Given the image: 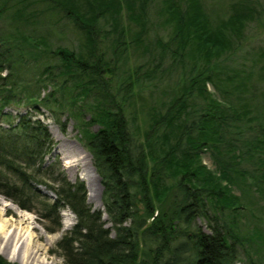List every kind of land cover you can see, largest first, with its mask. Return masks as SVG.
<instances>
[{
  "label": "trees",
  "instance_id": "1",
  "mask_svg": "<svg viewBox=\"0 0 264 264\" xmlns=\"http://www.w3.org/2000/svg\"><path fill=\"white\" fill-rule=\"evenodd\" d=\"M156 2L168 28L166 39L155 38L161 55L151 57L153 69L119 76L125 51L147 49ZM261 15L250 0L230 3L226 16L210 15L202 0H0V192L40 214L48 230L60 228L61 208L75 213L56 243L65 264H264L262 225L244 215L248 201L264 200V104L251 99V74L219 66ZM62 21L80 35L73 48L47 36ZM100 30L111 54L97 50ZM166 54L168 69L181 71L171 94L148 104L141 85L160 78L156 63ZM11 106L26 111L14 116L5 111ZM42 108L62 131V113L76 120L103 209L93 208L85 182L72 181L58 155L51 158L52 133L33 114ZM0 264L13 263L0 256Z\"/></svg>",
  "mask_w": 264,
  "mask_h": 264
},
{
  "label": "rangeland",
  "instance_id": "2",
  "mask_svg": "<svg viewBox=\"0 0 264 264\" xmlns=\"http://www.w3.org/2000/svg\"><path fill=\"white\" fill-rule=\"evenodd\" d=\"M205 7L207 8L210 15L226 16L229 12L230 3L241 0H202ZM251 3L257 6L262 15L259 19L249 21L247 29L245 31V37L242 40L241 45L225 54L219 59V66L226 72L240 70L242 73L251 74L249 84L253 86L251 99L257 101L259 105L264 104V0H250ZM160 3V2H159ZM159 3H154L149 9L150 13V25L149 34L146 36L147 49L144 50L142 47L128 49L123 53L120 61L121 69H119V76H128L138 70L142 73L146 69H153L154 61L151 59L152 56L157 54L161 55L155 44L156 36L163 38L168 37L167 27L162 24V19L158 11ZM124 24H133L129 22L127 16L123 17ZM39 33H45L43 27L38 23L35 25ZM101 28L109 27L108 24H101ZM136 26L133 24L132 28ZM137 28V27H136ZM103 30H106L103 28ZM48 38L53 44H61L69 47H75L79 42V34L74 30L71 24L67 21L58 22L55 28H50V32L47 33ZM96 40L98 43V51L107 50L111 54L109 44V34L106 31H98L96 34ZM172 58L168 54L162 57L156 64L159 68H163V71H158L157 76L159 79L155 82L150 83L149 81L144 82L141 85L142 95L145 97V101L148 104L155 103L158 98L166 99L171 94L172 80L178 76V72L181 68L176 66L170 68ZM156 62V61H155ZM118 65V63H116ZM119 67V66H118ZM158 68V70H159ZM156 75L154 76L155 78ZM144 78L146 75L141 74L140 77ZM118 78V77H117ZM128 79V78H127ZM132 81V80H131ZM208 88L214 91L213 86L209 83ZM139 100V99H138ZM140 102V100H139ZM138 103V102H137ZM262 107V106H260ZM261 109V108H260ZM42 112L34 111L35 117H40L49 127L52 136L55 141V148L52 153L53 158L58 155L61 158L62 165L66 171L67 176L72 180L77 178L82 179L86 185L85 175L91 176L94 180V184L97 187L93 199L88 198V189L86 186V194L88 202L93 208H104L102 203V191L103 185L100 180L94 175L91 164L94 166L92 161V155L90 151L82 144L79 139V132L76 125V120L73 117L67 118L66 113L61 114V119L66 120V129L62 131L60 124L57 123L53 115L46 109L42 108ZM5 111H11L14 116L19 112H25L24 107L16 108L14 106L5 108ZM90 113L87 115L89 116ZM0 123L6 124L0 120ZM243 126L244 123H241ZM233 127V126H232ZM96 128V125H94ZM234 128V127H233ZM67 159V160H66ZM202 159L208 167L214 169L215 164L211 155L210 150H204L202 152ZM68 161V162H67ZM245 166L251 170L252 173H258L256 165L252 162H246ZM95 168V167H94ZM96 170V169H95ZM97 172V171H96ZM99 175V174H98ZM235 192L240 193L239 187H234ZM174 194L168 196L166 203L170 204L173 201ZM255 196L254 202L248 201L249 209L245 211V221L248 225L254 223L262 225L264 231V206H262L264 200ZM6 201L12 202L19 209L26 212V216H21L19 212L11 205H5ZM99 203L102 205L100 207ZM7 208V213H4V217L13 218V223L22 226L25 230L22 238L18 244L19 251L28 247L32 250L34 256L28 258L24 263L20 259L8 258L3 252H0V256L13 264H65L64 258L61 251L56 247L57 241L69 230L74 222L76 221L75 213L68 207H63L60 210L61 226L60 228L52 231L48 230L45 226L47 221L40 216L34 210H28L19 206L16 202L10 199L8 196L0 192V211H3L4 207ZM104 219L107 218L105 212L103 213ZM179 228L184 227L185 224L177 220ZM196 225L202 226L206 231H209L208 221L205 218L197 217L194 221ZM110 225V222H107ZM235 264H244L243 261H237Z\"/></svg>",
  "mask_w": 264,
  "mask_h": 264
},
{
  "label": "bare ground",
  "instance_id": "3",
  "mask_svg": "<svg viewBox=\"0 0 264 264\" xmlns=\"http://www.w3.org/2000/svg\"><path fill=\"white\" fill-rule=\"evenodd\" d=\"M67 160V159H66ZM68 162V161H67ZM94 175L98 179L99 175L96 172L94 166L91 164ZM86 179V186L88 189V198L93 199L95 193L97 192V187L94 184V180L91 176L85 175ZM5 205H11L14 207L21 216H26V212L19 209L16 205H14L10 201H6ZM100 207L102 205L99 203ZM7 206L3 208V211H0V252L6 250L4 253L8 258L13 259L17 258L20 259L21 262H25L28 258L33 257L34 254L32 250L28 247H25L22 251H19V242L24 234L22 226H19L13 223V218H6L4 217V213H7Z\"/></svg>",
  "mask_w": 264,
  "mask_h": 264
},
{
  "label": "water",
  "instance_id": "4",
  "mask_svg": "<svg viewBox=\"0 0 264 264\" xmlns=\"http://www.w3.org/2000/svg\"><path fill=\"white\" fill-rule=\"evenodd\" d=\"M106 214V213H105ZM106 216H107V214H106Z\"/></svg>",
  "mask_w": 264,
  "mask_h": 264
}]
</instances>
